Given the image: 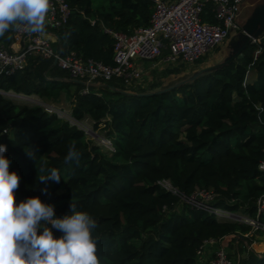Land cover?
Masks as SVG:
<instances>
[{"label": "trees", "instance_id": "1", "mask_svg": "<svg viewBox=\"0 0 264 264\" xmlns=\"http://www.w3.org/2000/svg\"><path fill=\"white\" fill-rule=\"evenodd\" d=\"M64 1L66 22L47 29L53 47L105 64L112 62L113 37L104 28L129 34L148 24L152 7L151 0ZM205 8L202 18L213 22L210 5ZM222 60L143 89L117 78L85 83L52 59L28 56L23 68L0 76V89L51 102L63 94L73 118L100 125L113 151L41 105L0 92V145L9 171L20 178L16 203L38 197L61 218L71 203L88 212L97 225L92 236L99 264H195L204 239L250 244L251 235H243L248 224L216 218L187 200L204 189L214 193L211 205L254 216L255 199L264 193L258 167L264 153V29ZM73 144L79 160L66 162ZM47 169H56L60 180L41 182ZM259 218L264 221V212ZM253 253L237 264H264V249Z\"/></svg>", "mask_w": 264, "mask_h": 264}, {"label": "built area", "instance_id": "2", "mask_svg": "<svg viewBox=\"0 0 264 264\" xmlns=\"http://www.w3.org/2000/svg\"><path fill=\"white\" fill-rule=\"evenodd\" d=\"M151 1L152 7L146 26L137 27L129 34L104 28L113 37L112 62L105 64L90 57L83 58L73 50H60L52 46V41L44 33L48 32L47 29H57L62 26L70 14V8L64 0H49L50 7L44 33L29 34L22 28H12L0 37V76L23 68L27 57L32 55L55 59V64L66 70L69 77L85 83L117 78L123 84L130 85L139 79L142 72V67L135 58L152 61L159 55L160 50L164 49L167 51L164 61L179 59L182 62H194L210 48L221 43L230 30L241 29L239 14L243 0ZM207 5H210L212 10L213 22H207L202 18ZM88 19L90 23L93 22L92 18ZM256 37L250 36L249 40L254 41ZM245 80L243 79V82ZM1 91L3 90L0 89ZM42 107L45 111L55 113L70 124L76 125L86 136H96L98 144L106 147L108 151H113L108 138L103 134L94 133L90 119L84 118L86 122H82L84 119L76 120L70 111L51 104H43ZM258 167L264 170V153ZM168 185L163 186L171 189ZM213 196L214 193L211 191L197 189L187 200L193 205L208 209L216 218L237 219L248 224L250 229L243 233L244 236L264 232V221L259 218L264 212V193L259 194L255 199L254 216L237 214L213 206L209 203ZM221 239H204L196 248L197 257L206 244L212 243L215 247L204 262H195V264H231V260L223 250ZM233 243L236 244L235 240Z\"/></svg>", "mask_w": 264, "mask_h": 264}, {"label": "clouds", "instance_id": "3", "mask_svg": "<svg viewBox=\"0 0 264 264\" xmlns=\"http://www.w3.org/2000/svg\"><path fill=\"white\" fill-rule=\"evenodd\" d=\"M49 7V0H0V37L12 28L44 33ZM5 152L6 146L0 145V264H99L97 241L92 236L95 220L74 203L70 214L62 218L55 215L53 205L38 197L16 203L14 193L20 178L9 171ZM73 160H79L74 144L65 156L66 162ZM48 179L58 182L59 172L47 169L39 177L41 182ZM52 229L62 235L54 237Z\"/></svg>", "mask_w": 264, "mask_h": 264}, {"label": "rangeland", "instance_id": "4", "mask_svg": "<svg viewBox=\"0 0 264 264\" xmlns=\"http://www.w3.org/2000/svg\"><path fill=\"white\" fill-rule=\"evenodd\" d=\"M93 4L97 3L99 0H92ZM95 1V2H94ZM264 0H244L242 7H241V18L244 21L250 14H252L253 9L259 7ZM242 27V23H240V28ZM262 31V30H261ZM260 31V32H261ZM47 38L53 41V37L50 33L46 32L44 34ZM258 36V35H257ZM243 39V34L241 29H232L229 31L228 35L221 41V43L216 44L214 47L210 48L206 51L203 55H201L197 60L194 62H182L179 59L175 61H164L167 51L164 49L160 50L159 55L152 61H144L135 58V61L142 62V72L139 77L134 83L130 84L132 86H140L143 89L148 88L153 83H157L156 85H164L174 80L186 76V74H190L195 70L199 69L200 67L210 66L215 63H218L222 59H225L227 55L232 53V50L236 48L239 41ZM52 43V42H51ZM54 45V44H53ZM52 45V46H53ZM145 64V65H143ZM8 96L18 99L24 103L29 104H38L43 106V104H51L67 111H70L69 104L67 99H65L63 94H60L56 102H50L45 99H42L34 94L26 95L17 93L18 96H15L11 90L7 91ZM88 119V118H87ZM87 120L84 119L82 122H86ZM94 133L101 135L102 130L100 125L97 127H93ZM86 136V134H85ZM95 136V135H94ZM96 137V136H95ZM95 137L86 136V139L89 142L98 144ZM100 145V144H98ZM101 146V145H100ZM102 149L108 151V149L102 146ZM162 185H168L167 181H160ZM169 186V185H168ZM239 214V213H237ZM252 239V242H263L264 241V232H257L253 233L249 236ZM221 245L223 247L224 252L226 253L227 257L231 260V264H237V261L241 257H245L246 254L251 253L253 256L255 255L252 249L248 248L249 243L245 245L241 241H238L236 244L233 243V237H223L221 239ZM251 242V243H252ZM236 245V246H235ZM212 248L211 244H206L204 247V252L209 251ZM237 248V249H236ZM206 260V259H205ZM204 260V261H205ZM198 263L201 262V258H197ZM202 261V262H204ZM201 262V263H202Z\"/></svg>", "mask_w": 264, "mask_h": 264}, {"label": "water", "instance_id": "5", "mask_svg": "<svg viewBox=\"0 0 264 264\" xmlns=\"http://www.w3.org/2000/svg\"><path fill=\"white\" fill-rule=\"evenodd\" d=\"M264 29V1L259 4V7L253 9L252 14H250L243 22L241 32L243 34V39L239 41L236 48L232 50V53L227 55L222 62L227 61L236 55L240 48L249 41V37H256L261 30ZM52 64H55V59L52 60ZM4 94H8L7 91H1ZM12 92V91H11ZM14 93V92H12ZM15 96H18L17 93H14ZM238 217V216H236ZM237 234L234 235V238Z\"/></svg>", "mask_w": 264, "mask_h": 264}, {"label": "crops", "instance_id": "6", "mask_svg": "<svg viewBox=\"0 0 264 264\" xmlns=\"http://www.w3.org/2000/svg\"><path fill=\"white\" fill-rule=\"evenodd\" d=\"M243 2H244V0H243ZM242 2V3H243ZM243 20H242V18H241V10H240V14H239V23H242L243 24ZM241 29H242V27H241ZM45 34V33H44ZM142 62H139L138 63V65L139 66H142V64H141ZM143 65H145V64H143ZM51 102V101H50ZM222 241V240H221ZM236 246V245H235ZM214 247H215V244H212V248L209 250V251H205L204 252V249H203V251L201 252V254L197 257V258H201V262L202 261H204L205 259H207L210 255H211V253H212V251H213V249H214ZM248 248L250 249H252V251L253 252H255V253H259L260 251H262L263 249L262 248H260V249H256V247H255V241H253L252 243H250L249 244V246H248ZM237 249V248H236ZM197 261V260H196ZM198 262V261H197ZM200 262V263H201Z\"/></svg>", "mask_w": 264, "mask_h": 264}, {"label": "bare ground", "instance_id": "7", "mask_svg": "<svg viewBox=\"0 0 264 264\" xmlns=\"http://www.w3.org/2000/svg\"><path fill=\"white\" fill-rule=\"evenodd\" d=\"M255 247L256 249H260V248H264V241L263 242H256L255 243Z\"/></svg>", "mask_w": 264, "mask_h": 264}]
</instances>
